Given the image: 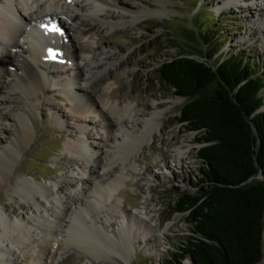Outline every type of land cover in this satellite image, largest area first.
<instances>
[{
	"label": "rangeland",
	"instance_id": "374dc122",
	"mask_svg": "<svg viewBox=\"0 0 264 264\" xmlns=\"http://www.w3.org/2000/svg\"><path fill=\"white\" fill-rule=\"evenodd\" d=\"M1 1L0 4H3ZM118 1L134 12H155L151 17L132 24L126 23L109 32H101L98 29L89 32L88 38L95 43L93 55L98 56L109 51L113 55L112 62H117L113 67L103 68L102 72L94 71L97 73L96 89L103 91L101 99L109 98L112 104L124 105L132 102L134 110L142 117L150 114L152 110L145 107L147 104L163 110V116L159 119V129L153 133L151 145L144 146L136 158L141 175H134L125 184L120 185L108 205L120 206L121 200V207L126 211L146 208L152 217L151 223L161 232H153L152 239L146 242L138 238L136 242L128 244L129 250H134L135 253L130 255L128 264H158L166 254L174 252L190 234L185 215L174 213V206L178 195L196 194L198 190L195 185L199 184L204 165L198 159L197 151L204 145L197 142L199 132L190 131L188 125L179 123L178 118L186 98L175 96L173 90L158 79L157 69L162 62L172 60L180 54L187 55L188 52L202 50V35L208 30L213 40L222 38L225 44L215 58L220 55L223 57L244 54L249 62L256 61L257 69L262 70L260 75L264 77V25H261V22H264V0ZM164 8V14L157 12ZM107 11L108 21L117 23L119 11ZM126 19L129 22L132 15L128 14ZM96 24H100V21ZM185 30L198 31L197 41L191 40ZM80 33L79 30L76 33L64 31L65 36L70 38L68 43L71 50L81 57L77 44L81 39ZM172 42L178 47L172 48ZM220 44L222 43L216 46ZM65 63H62L63 67L75 73L72 63ZM5 68L14 74V69L12 72L11 67ZM51 74L50 78L55 79L57 85V81H61L62 77L57 73ZM107 87L109 88L104 89ZM76 89H79V85ZM25 93L19 88L8 95L10 102L3 107L7 116L0 119V147L3 148L10 146L17 137L21 128L19 115L26 113L30 117L26 127L33 139L23 149L15 167L16 175L20 179H36L35 181L51 188L53 182H60L62 191L69 197L73 196L75 190L88 189L82 181L70 183L71 181L64 178L73 173L77 178L82 175L71 160L72 157L65 151V144L86 138L96 147L102 145L107 133L102 129L99 118L96 114L79 117L74 113L72 103L61 93L60 86L50 87L47 94H39L32 99ZM95 100L99 102V99ZM83 124L87 125L84 126L86 130L82 128ZM179 148L184 150L183 155L176 151ZM127 149L129 150V147L124 146V150ZM177 156L183 157L182 162L176 160ZM146 180H149L151 185L148 201L144 200L142 190ZM52 193L57 194L54 189ZM40 201L44 207L49 205L46 198ZM1 205L14 217L34 215L30 201L10 194L6 188L0 189V208ZM88 236L91 237L86 235ZM93 239L101 244L111 245L107 240L104 242L106 237L98 239L94 236ZM38 245L31 244L22 252H18L14 258L15 264H36L37 255H41L43 248ZM65 256V259H68L64 264H89L86 254L70 251ZM260 264H264V258Z\"/></svg>",
	"mask_w": 264,
	"mask_h": 264
},
{
	"label": "bare ground",
	"instance_id": "6f19581e",
	"mask_svg": "<svg viewBox=\"0 0 264 264\" xmlns=\"http://www.w3.org/2000/svg\"><path fill=\"white\" fill-rule=\"evenodd\" d=\"M2 1L0 119L7 116L3 107L10 102L8 95L19 88L32 99L39 94H47L50 87L60 86L61 93L72 103L73 111L79 117L97 115L107 138L97 147L86 138L65 144V151L72 157L71 160L82 175L77 178L73 173L64 178L70 183L77 180L88 186V189L75 190L73 196L69 197L62 191L60 182H53L51 188L35 181L36 179H20L16 175L15 167L23 149L33 139L26 127V123L30 121L29 115H19L21 128L17 137L10 146L0 147V189L6 188L10 194L30 201L34 215L14 217L1 205L0 264H15L17 253L35 243L39 244L38 247L43 246L41 255H37L36 264H41L42 261V264H64L68 259H65V255L70 251L86 254L89 264H128L130 255L135 254L134 250H129L128 244L136 242L138 238L146 242L152 239L153 232L161 231L151 223L152 217L145 207L131 212L121 207V200L117 207L116 204L108 205V202L120 185L134 175H141L136 158L144 146L151 145L153 133L159 129L163 110L147 104L145 107L152 110L142 117L134 110L132 102L120 105L112 104L109 98L101 99L103 91L96 89L97 73L94 71L102 72L103 68L113 67L117 62H112L113 55L109 51L93 55L95 43L88 37L89 32L95 29L109 32L126 23L132 24L151 17L155 11L134 12L130 7L121 5L118 0ZM253 1L260 0H248ZM108 9L119 11L117 23L108 21ZM157 12L164 14L166 8ZM128 14L132 15L129 22L126 19ZM45 21L48 22L43 24ZM99 21L100 24H96ZM48 26H53L56 30L49 32ZM77 30L81 31V39L77 43L81 57L71 50L68 43L70 38L64 34V31L76 33ZM52 47L59 54V64L48 54ZM65 61L72 63L75 73L63 67L62 63ZM6 66L11 67L12 72L14 69V74L8 72ZM51 73L62 77L57 85L56 80L50 78ZM95 97L99 99L100 105ZM34 111L35 107L32 112ZM82 126L86 130L87 125ZM126 145L129 147L128 151L124 150ZM176 151L179 155L184 153L180 148ZM182 158L177 156L176 160L182 162ZM149 186V180L142 185L146 201ZM52 189L56 190V195L52 193ZM42 198H46L49 205L42 206ZM94 236L98 239L106 237L104 242L107 240L111 245L95 241Z\"/></svg>",
	"mask_w": 264,
	"mask_h": 264
},
{
	"label": "trees",
	"instance_id": "16d2710c",
	"mask_svg": "<svg viewBox=\"0 0 264 264\" xmlns=\"http://www.w3.org/2000/svg\"><path fill=\"white\" fill-rule=\"evenodd\" d=\"M185 33L197 41L198 31ZM202 37V50L180 54L157 69L158 79L186 98L179 123L199 132L197 142L204 145L197 151L204 165L198 190L178 195L174 206V213L185 215L190 234L158 264H260L264 77L244 54L215 58L224 40H213L208 30Z\"/></svg>",
	"mask_w": 264,
	"mask_h": 264
},
{
	"label": "snow or ice",
	"instance_id": "6c2138e0",
	"mask_svg": "<svg viewBox=\"0 0 264 264\" xmlns=\"http://www.w3.org/2000/svg\"><path fill=\"white\" fill-rule=\"evenodd\" d=\"M53 30H56V29H53ZM50 53H51V50H50ZM51 55H52V58L54 59L55 58V54L51 53Z\"/></svg>",
	"mask_w": 264,
	"mask_h": 264
}]
</instances>
